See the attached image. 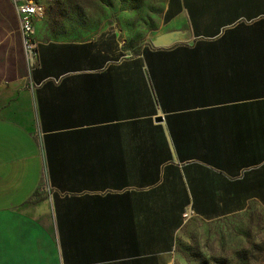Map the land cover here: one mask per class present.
<instances>
[{
	"label": "crops",
	"instance_id": "1",
	"mask_svg": "<svg viewBox=\"0 0 264 264\" xmlns=\"http://www.w3.org/2000/svg\"><path fill=\"white\" fill-rule=\"evenodd\" d=\"M165 14L149 43L40 38L30 67L0 0V264H184L194 219L264 228V0Z\"/></svg>",
	"mask_w": 264,
	"mask_h": 264
},
{
	"label": "rangeland",
	"instance_id": "2",
	"mask_svg": "<svg viewBox=\"0 0 264 264\" xmlns=\"http://www.w3.org/2000/svg\"><path fill=\"white\" fill-rule=\"evenodd\" d=\"M169 0H46L35 36L82 39L103 26H121L131 42L149 43L163 25ZM184 264H264V228L253 211L227 221L194 219L183 231Z\"/></svg>",
	"mask_w": 264,
	"mask_h": 264
},
{
	"label": "built area",
	"instance_id": "3",
	"mask_svg": "<svg viewBox=\"0 0 264 264\" xmlns=\"http://www.w3.org/2000/svg\"><path fill=\"white\" fill-rule=\"evenodd\" d=\"M19 17L23 47L30 67L37 63L38 41L35 36L36 21L45 14L46 0H11Z\"/></svg>",
	"mask_w": 264,
	"mask_h": 264
},
{
	"label": "trees",
	"instance_id": "4",
	"mask_svg": "<svg viewBox=\"0 0 264 264\" xmlns=\"http://www.w3.org/2000/svg\"><path fill=\"white\" fill-rule=\"evenodd\" d=\"M152 132V131H151ZM181 148H184V145H179L178 146V150L181 152ZM152 152V151H151ZM159 153L161 154L162 151H159ZM196 154V153H194ZM203 212V213H202ZM220 211H199V213L201 214H217ZM223 212V211H222ZM145 223H147L146 229H150L152 227L148 226V224H155V230L158 228H163V225H160L159 223H169L172 224L174 222L178 221V213L176 211H156V210H147L145 211ZM153 229V228H152ZM120 232L119 227H115V232Z\"/></svg>",
	"mask_w": 264,
	"mask_h": 264
},
{
	"label": "water",
	"instance_id": "5",
	"mask_svg": "<svg viewBox=\"0 0 264 264\" xmlns=\"http://www.w3.org/2000/svg\"><path fill=\"white\" fill-rule=\"evenodd\" d=\"M162 119H157V121H161Z\"/></svg>",
	"mask_w": 264,
	"mask_h": 264
}]
</instances>
